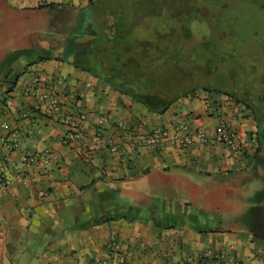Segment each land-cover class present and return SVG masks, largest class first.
Segmentation results:
<instances>
[{"label":"crops","instance_id":"obj_1","mask_svg":"<svg viewBox=\"0 0 264 264\" xmlns=\"http://www.w3.org/2000/svg\"><path fill=\"white\" fill-rule=\"evenodd\" d=\"M109 13L128 19L130 5L0 0V139L16 145L6 161L0 140V174L10 179L0 190V264H215L203 252L224 247L264 264V144L250 111L195 89L163 99L161 113L139 99L131 76L113 68L114 82L102 76L91 52H115ZM79 112L90 139L65 143L62 116ZM224 120L242 137L241 152L198 142L114 152L104 140L124 145L121 123L173 135L180 123L214 129ZM47 151L57 165L24 164L27 153Z\"/></svg>","mask_w":264,"mask_h":264},{"label":"water","instance_id":"obj_2","mask_svg":"<svg viewBox=\"0 0 264 264\" xmlns=\"http://www.w3.org/2000/svg\"><path fill=\"white\" fill-rule=\"evenodd\" d=\"M145 1L141 19L147 21L146 30L129 40L126 47L117 49L119 57L126 54L130 63L142 71L143 76L136 78L141 94L171 100L193 86L215 83L224 76L264 87V0H237L235 12L229 16L216 14L224 27L213 28L210 40L198 34L194 47L186 34L193 25L182 19L183 13L179 16L194 1ZM184 23L189 26L184 27ZM134 56L139 57L136 62ZM162 61L173 64L160 66ZM124 70V75L133 72Z\"/></svg>","mask_w":264,"mask_h":264},{"label":"flooded vegetation","instance_id":"obj_3","mask_svg":"<svg viewBox=\"0 0 264 264\" xmlns=\"http://www.w3.org/2000/svg\"><path fill=\"white\" fill-rule=\"evenodd\" d=\"M111 1L112 0H110V3ZM119 1L121 4L130 5V15L128 19L121 18V15H119L118 13H109L105 15V22H104V30L109 29L107 27L113 28V32H111V35L108 36V41L115 40V44H114L115 52H112L110 54L104 49L100 48L98 50L95 49L94 51L91 52V54L96 60L98 59L103 63L101 66V75L112 82L116 80L115 76L113 77L114 72L122 73V70H124L125 68L126 70L124 71L126 73L127 71L132 70L133 72L132 74H130L132 78L129 81H131V88H133L132 86H135L137 90L136 78L143 76V73L141 70L136 69L134 65L130 63V61L127 59L128 57L126 56V54L125 57L124 56L119 57L117 49H119V47H126V44L129 40L133 41L137 39L139 37L138 33L146 30L147 21L141 19L142 16L141 12L145 8L146 1L117 0V2ZM190 1H194L195 2L194 5L192 6L193 3L187 5L186 6L187 8H183L182 11L179 13V16L181 13H183L184 17H182V19H184L185 22L193 25L191 26L190 31L186 32L189 38H191L189 40L194 42L192 47H194V45L197 43L198 34L203 35L204 39L206 38L207 40L209 38L211 39V35H213V28L215 30L216 27L220 25L223 28L224 21L218 20V18H216V14L224 12V15L229 16L230 13L235 12L233 8V6H235V3L237 5L239 2V0L238 2L237 0L236 2L235 1L233 2L232 0H190ZM258 5L260 8H263V6L260 5V2H258ZM187 23H184V27L189 26ZM88 28L91 29V26L88 25ZM180 28L182 29V27L179 26L178 29ZM128 50L129 52H131L130 49ZM87 51L88 53H90L89 49H87L86 52ZM140 57L142 60L144 59L143 55H140ZM138 58L134 56L135 62L138 60ZM159 64H161L160 66H164V64L166 65L168 64V66H170L173 63H170L168 61H164V62L162 61ZM104 68H106V70H104ZM112 68L115 69L114 72ZM159 69L161 70V68ZM122 86H124V88H127V85L123 82H122ZM195 89H207L210 91H217L224 93L225 95L234 99L235 102L242 105L245 109L249 110L253 117L257 129V136H258L257 139L261 145L264 144V87L247 84L242 80L235 79L231 76H224L217 78L215 83L196 85L193 86L192 88H189L185 92H182L181 94L187 93ZM144 96L159 98L158 96H154V95H144ZM262 149L263 148H261L260 150ZM261 158H262V164L264 165V155H261Z\"/></svg>","mask_w":264,"mask_h":264},{"label":"built area","instance_id":"obj_4","mask_svg":"<svg viewBox=\"0 0 264 264\" xmlns=\"http://www.w3.org/2000/svg\"><path fill=\"white\" fill-rule=\"evenodd\" d=\"M38 79H35L27 87L28 94L33 95L35 93V83ZM42 99L47 98V95H41ZM52 106L55 110L60 111L61 106L55 101H52ZM106 117H102L103 123L107 122ZM62 122H64L69 131L63 136L62 140L65 143L80 141L82 139H90V134L86 132L87 115L86 113L79 112L76 115L63 114ZM125 132L126 141L122 144L115 143L112 138H106L105 144L110 147L114 152L119 150L137 152L144 148L157 149L167 145L168 143H175L182 148H187L193 145L195 142L203 145L211 146L214 144H224L226 147L234 152H241L243 149V140L238 131L235 130L228 122L219 121L214 129L194 127L189 123H180L174 127V134L171 135L168 129L162 127H156L150 130L146 134H139L135 130H131L127 125L121 123L119 125ZM95 138H100V133H95ZM4 142V152L6 154L5 160H9V156L13 148L16 146L13 142L7 139L1 138ZM123 147V148H122ZM41 163L45 166L57 165L59 163L58 156L50 151L42 153H27L25 157V165L33 166ZM3 166V164H0ZM10 184V179L5 173L0 174V190L4 189ZM204 259L213 260L215 264H247L242 259L233 255L229 248L224 247L219 250L211 248L206 249L202 254Z\"/></svg>","mask_w":264,"mask_h":264},{"label":"trees","instance_id":"obj_5","mask_svg":"<svg viewBox=\"0 0 264 264\" xmlns=\"http://www.w3.org/2000/svg\"><path fill=\"white\" fill-rule=\"evenodd\" d=\"M139 99L148 105L150 108H153L154 110L158 112H164L168 108V101H163L157 97H151V96H142L138 94Z\"/></svg>","mask_w":264,"mask_h":264}]
</instances>
